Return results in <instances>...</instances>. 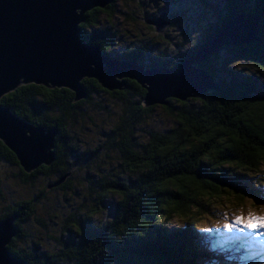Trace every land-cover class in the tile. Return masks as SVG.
<instances>
[{"label":"trees","instance_id":"obj_1","mask_svg":"<svg viewBox=\"0 0 264 264\" xmlns=\"http://www.w3.org/2000/svg\"><path fill=\"white\" fill-rule=\"evenodd\" d=\"M117 1L120 0L105 10L87 13L80 26L83 39L101 47L107 55L114 47L115 36L110 29L99 30L100 20L103 15L109 19L116 15ZM225 3L226 18L211 26L205 39L181 55L179 62L191 57L230 17L252 13L262 18V43L224 50L252 64L258 75L247 76L220 68L218 52L200 68L216 79L219 90L186 102L170 100L169 106L162 109L176 126L165 132H149L144 142L138 140L137 129L155 108L144 106L146 92L134 81H127L128 89L108 92L95 80L85 79L82 83L88 97L79 102L67 89L36 85L22 86L0 100V105L10 108L29 124L58 129L54 163L31 174L24 173L15 155L0 142V162L18 167L20 174L14 178L22 184L31 185L39 175H44L58 178L47 189L72 191L73 173L88 171L100 158L109 157L101 156L103 152H116L121 159V173L128 176V179L114 176L110 180L104 176L95 184L86 179L102 204L106 197L118 195L120 200L115 203L112 218L95 225L90 215L71 214L63 221L64 233L56 238L58 249L53 252L43 251L36 244L25 251L19 245L25 242L21 225L34 215L35 200L9 206L0 215V221L18 214V234L9 246L12 255L27 264H196L203 259L199 247L205 244L206 240L201 238L205 233L193 221L203 210L199 201L202 197L220 198L233 193L244 202L253 193L240 184L242 175L230 170L235 166L258 173L264 164V0H225ZM153 54L147 45H141L119 60H134L146 69L177 65L165 53ZM93 93L117 99L122 111L104 142L88 150L73 139V134L75 125L88 118L82 107L91 102ZM64 177L66 182L54 187ZM174 218L186 220L180 227H170Z\"/></svg>","mask_w":264,"mask_h":264},{"label":"rangeland","instance_id":"obj_2","mask_svg":"<svg viewBox=\"0 0 264 264\" xmlns=\"http://www.w3.org/2000/svg\"><path fill=\"white\" fill-rule=\"evenodd\" d=\"M205 1L211 7L201 0H136L133 3L117 1L116 15L112 19L103 15L100 20L99 30L110 29L115 36L114 47L108 51V55L113 59L125 58L141 45H147L154 51L153 55L165 53L177 65L180 64V56L201 43L209 28L228 14L225 0ZM158 19L171 21V26L157 28L147 23L149 20ZM224 48L226 47L218 51L220 68L247 76L258 75L252 64L228 54ZM121 107L117 99L103 93H93L91 102L82 107V112L87 113L88 118L75 125L73 139L88 150L98 148L104 142L105 135L116 124ZM154 108L152 115L137 129L140 142L146 140L149 132H165L176 126L174 119L165 113L163 107ZM262 124L264 126V118ZM101 156L109 157L100 158L88 171L73 173V188L67 192L47 189L48 185L58 180L57 177L39 175L33 184H22L14 178L20 174V169L4 161L0 162V190L3 194L0 198V215L17 202L35 200L34 215L21 225L25 234V242L19 243L22 249L30 251L36 244L46 252L57 250L55 240L63 235V221L71 214L78 217L82 214L90 215L95 225L105 224L112 218L115 203L120 198L118 195L108 196L102 204L86 179L95 184L104 176L109 180L114 179V176L128 179V176L122 175L121 159L116 152H103ZM231 170L230 172L242 175L239 178L240 184L253 195L248 194L244 202L233 193L220 198L202 197L199 202L203 210L193 221L197 223V228L204 231L201 238L204 237L206 241L199 247L203 259H199L196 264H264V229L253 232L247 229L240 231L235 225L232 231L224 228L225 223L234 224L236 216H242L245 220L250 217H264V164L258 173L245 172L235 166ZM183 220L186 219H172L170 227H180Z\"/></svg>","mask_w":264,"mask_h":264},{"label":"water","instance_id":"obj_3","mask_svg":"<svg viewBox=\"0 0 264 264\" xmlns=\"http://www.w3.org/2000/svg\"><path fill=\"white\" fill-rule=\"evenodd\" d=\"M114 0H0V100L22 86L67 89L79 102L87 99L83 80L92 79L108 92L128 89L136 82L146 94V108L168 107L170 100L186 102L219 90L216 79L200 68L223 47L262 43V18L234 15L189 58L173 68L146 69L137 61H121L83 39L87 13L105 10ZM149 26L169 25L164 19ZM58 129L27 123L0 105V142L12 152L26 174L55 161ZM67 180L61 179L54 187ZM52 187H50L51 189ZM18 214L0 221V264H27L9 251L18 234Z\"/></svg>","mask_w":264,"mask_h":264},{"label":"snow or ice","instance_id":"obj_4","mask_svg":"<svg viewBox=\"0 0 264 264\" xmlns=\"http://www.w3.org/2000/svg\"><path fill=\"white\" fill-rule=\"evenodd\" d=\"M238 226V229L240 231H244L245 229L253 232H259V230L264 229V217H258V218H248L247 220L244 219L242 216H236L234 218V224L233 223H225L224 228L228 231H232L233 227ZM77 231H79V228H77Z\"/></svg>","mask_w":264,"mask_h":264},{"label":"flooded vegetation","instance_id":"obj_5","mask_svg":"<svg viewBox=\"0 0 264 264\" xmlns=\"http://www.w3.org/2000/svg\"><path fill=\"white\" fill-rule=\"evenodd\" d=\"M114 1H115V0H114ZM113 3H114V2H113ZM167 22H169V23H170L169 25H166V26H168V27H169V26L171 25V21H169V20H168ZM166 26H164V27H166Z\"/></svg>","mask_w":264,"mask_h":264},{"label":"bare ground","instance_id":"obj_6","mask_svg":"<svg viewBox=\"0 0 264 264\" xmlns=\"http://www.w3.org/2000/svg\"><path fill=\"white\" fill-rule=\"evenodd\" d=\"M144 67V66H143Z\"/></svg>","mask_w":264,"mask_h":264}]
</instances>
